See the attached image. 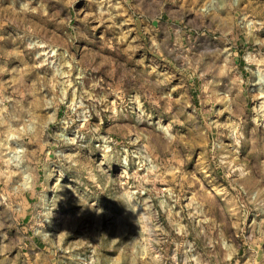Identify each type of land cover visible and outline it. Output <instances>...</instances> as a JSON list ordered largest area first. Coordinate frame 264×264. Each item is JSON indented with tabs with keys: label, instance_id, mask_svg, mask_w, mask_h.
Listing matches in <instances>:
<instances>
[{
	"label": "rangeland",
	"instance_id": "374dc122",
	"mask_svg": "<svg viewBox=\"0 0 264 264\" xmlns=\"http://www.w3.org/2000/svg\"><path fill=\"white\" fill-rule=\"evenodd\" d=\"M0 264H264V0H0Z\"/></svg>",
	"mask_w": 264,
	"mask_h": 264
}]
</instances>
